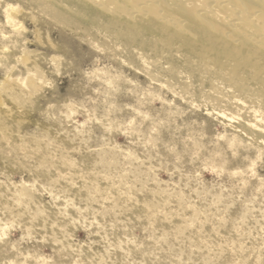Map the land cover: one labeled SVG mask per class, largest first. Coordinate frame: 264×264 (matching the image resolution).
Wrapping results in <instances>:
<instances>
[{"label":"rangeland","instance_id":"rangeland-1","mask_svg":"<svg viewBox=\"0 0 264 264\" xmlns=\"http://www.w3.org/2000/svg\"><path fill=\"white\" fill-rule=\"evenodd\" d=\"M0 10L8 247L46 264H264V154L224 104L78 37L20 35Z\"/></svg>","mask_w":264,"mask_h":264},{"label":"bare ground","instance_id":"bare-ground-1","mask_svg":"<svg viewBox=\"0 0 264 264\" xmlns=\"http://www.w3.org/2000/svg\"><path fill=\"white\" fill-rule=\"evenodd\" d=\"M1 8L6 25L20 35L31 23L36 33L57 32L64 46L69 34L122 55L130 65H151L150 72L185 93L204 97L208 91L229 111L218 110L228 126L264 154V0H0ZM13 96L23 105L21 94ZM2 124L0 119L1 139L10 141ZM40 164L50 170L51 162ZM0 264L46 262L0 239Z\"/></svg>","mask_w":264,"mask_h":264}]
</instances>
